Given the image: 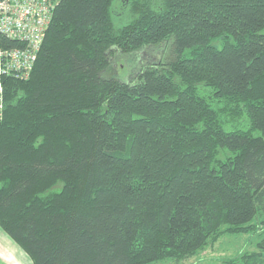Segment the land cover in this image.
Instances as JSON below:
<instances>
[{
	"label": "trees",
	"instance_id": "obj_1",
	"mask_svg": "<svg viewBox=\"0 0 264 264\" xmlns=\"http://www.w3.org/2000/svg\"><path fill=\"white\" fill-rule=\"evenodd\" d=\"M38 53L0 73V228L32 264L181 261L258 229L223 264H264V0H62Z\"/></svg>",
	"mask_w": 264,
	"mask_h": 264
},
{
	"label": "built area",
	"instance_id": "obj_2",
	"mask_svg": "<svg viewBox=\"0 0 264 264\" xmlns=\"http://www.w3.org/2000/svg\"><path fill=\"white\" fill-rule=\"evenodd\" d=\"M61 1L0 0V36L5 41L17 42L15 48L0 47L1 74L19 79L29 77V70L39 54V45L45 39L52 9ZM22 42H26L25 47Z\"/></svg>",
	"mask_w": 264,
	"mask_h": 264
},
{
	"label": "rangeland",
	"instance_id": "obj_3",
	"mask_svg": "<svg viewBox=\"0 0 264 264\" xmlns=\"http://www.w3.org/2000/svg\"><path fill=\"white\" fill-rule=\"evenodd\" d=\"M114 13L116 14V24L121 26L125 24L127 20L123 21L125 9L121 8L118 4L115 5ZM171 39V45L173 38ZM170 45L164 44L160 48H148L134 57L132 54L124 55L123 58L118 59L117 64L106 71L107 76H115L120 80H131L141 69V64L144 62H155L160 58V53L166 54L170 50ZM173 47V46H172ZM157 51V54H156ZM173 53V51H171ZM117 58V57H116ZM145 60V61H144ZM0 244L2 240L15 245L13 248L8 245L9 251L4 256L5 262L0 259V264H32L30 257L26 252L12 240L1 228H0ZM262 238L261 230L250 231L247 233L239 234H225L217 241L208 244L205 248L200 249L194 256L189 257L186 260H158L150 264H223V261L229 257H233L241 252L250 251L257 247V242ZM7 247L6 245H2ZM23 256V258H22ZM3 257V258H4Z\"/></svg>",
	"mask_w": 264,
	"mask_h": 264
},
{
	"label": "crops",
	"instance_id": "obj_4",
	"mask_svg": "<svg viewBox=\"0 0 264 264\" xmlns=\"http://www.w3.org/2000/svg\"><path fill=\"white\" fill-rule=\"evenodd\" d=\"M1 237V236H0ZM2 243L3 244H0V259L2 260V261H4L5 262V255H6V252L7 251H9V248L10 247H14L15 245H13V244H10V243H8V242H6V241H4V240H2ZM2 245H6L7 247H3ZM8 245H10V247L8 246ZM4 257V258H3ZM22 258H23V256H22ZM32 262V261H31ZM6 264V263H5Z\"/></svg>",
	"mask_w": 264,
	"mask_h": 264
},
{
	"label": "bare ground",
	"instance_id": "obj_5",
	"mask_svg": "<svg viewBox=\"0 0 264 264\" xmlns=\"http://www.w3.org/2000/svg\"><path fill=\"white\" fill-rule=\"evenodd\" d=\"M57 5H58V4H56V5L53 7V9H52L51 17H50V19H49V21H48V24L46 25V29L49 28V25H50V23H51V21H52V17H53V12H54V10L56 9ZM41 43H42V42H41ZM41 43H40V45H41ZM22 45L25 47L26 42H22ZM40 45H39V47H40ZM0 86H1V85H0Z\"/></svg>",
	"mask_w": 264,
	"mask_h": 264
}]
</instances>
